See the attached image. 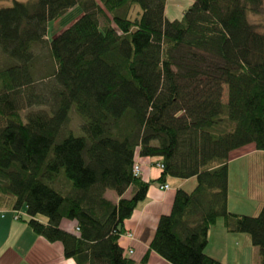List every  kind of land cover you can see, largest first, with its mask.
Returning a JSON list of instances; mask_svg holds the SVG:
<instances>
[{"label":"trees","instance_id":"1","mask_svg":"<svg viewBox=\"0 0 264 264\" xmlns=\"http://www.w3.org/2000/svg\"><path fill=\"white\" fill-rule=\"evenodd\" d=\"M165 3L0 7V197H11L14 214L24 207L31 229L60 241L75 264H134L118 244L124 221L151 182L193 177L192 190H175L149 250L171 264H225L205 253L220 217L227 232L248 235L264 264V200L255 215L227 209L232 152L252 144L264 153V33L247 18L261 0H191L173 20ZM74 5L81 15L46 38L48 22ZM38 66L52 82L40 90ZM71 108L79 134L66 130ZM138 156L162 164L156 179L133 175ZM63 218L77 234L60 228Z\"/></svg>","mask_w":264,"mask_h":264},{"label":"crops","instance_id":"2","mask_svg":"<svg viewBox=\"0 0 264 264\" xmlns=\"http://www.w3.org/2000/svg\"><path fill=\"white\" fill-rule=\"evenodd\" d=\"M164 14H167L166 3ZM246 146L251 148L249 153L256 150L252 144ZM241 155L231 156L228 165ZM136 161L140 165L142 179L154 180L159 176L160 169L153 164V158L138 156ZM192 180L193 177L186 179L168 177L165 180L167 189H161V184L156 181L150 183L146 197L138 202L131 216L124 221V233L118 238L124 256L132 259L134 264H171L155 251L149 250V243L160 215L169 213L171 209L175 190L180 187L187 190L185 185ZM131 191L132 188L128 187L122 196L129 197ZM105 196L114 202L118 199L114 191L105 192ZM11 204V197H0V264H75L72 257L64 256L63 244L60 241H48L31 229L24 207L19 209L21 218H14ZM227 208L231 212L239 213L229 209V193ZM35 218L40 222H46L43 216ZM76 225L75 220L66 218L61 219L59 223L61 229L73 234L78 232ZM205 253L225 264H258L259 260L258 249L251 244L248 235L227 232L222 220L219 219L208 229ZM145 255L146 258L143 260Z\"/></svg>","mask_w":264,"mask_h":264},{"label":"rangeland","instance_id":"3","mask_svg":"<svg viewBox=\"0 0 264 264\" xmlns=\"http://www.w3.org/2000/svg\"><path fill=\"white\" fill-rule=\"evenodd\" d=\"M12 2L13 0H0V7L10 6ZM190 3L191 0H166L167 14L165 16L169 20L180 18L181 13L185 8H187ZM168 9L170 12L168 11ZM81 12L82 9L78 5H74L68 8L57 19L50 20L47 24L46 37L48 39L52 38L54 34L69 26L78 16L81 15ZM247 18L248 21L254 26L256 31L264 33V0H261L260 6L259 8H257L256 12L248 13ZM99 22L100 24H103V19L99 18ZM37 48L35 45L34 52L40 54L41 52L40 50H37ZM46 52L47 51L45 49L43 51L44 55L46 54ZM5 61L6 57L3 56L0 52L1 64H4ZM45 65L46 68L44 69V71H51L53 69L52 63L50 65L48 60H46ZM34 71L35 73H38V78L36 79L38 90H40L39 87H42L39 86V83L45 85V83L48 81V83H50L51 85L52 82L50 78H44V80H40L42 74H44V71H41L40 66H38ZM43 88L41 90H43V92L46 91ZM222 101L226 102L225 86L223 87L222 91ZM38 108L44 110L47 109V107ZM26 109L27 108L23 110L22 114ZM81 122L82 120L80 116L74 111L73 108H71L68 116V121L66 123V130H70L74 134H79V127ZM249 146L238 148V150L233 151L231 154V156L240 154L242 155L236 157L235 160H233V162L228 165L229 209L243 214L255 215L258 213V210L260 209L264 200V153L261 150H254L253 152L249 153L248 151L251 150ZM194 185L195 180H192V182H189L187 183V185H185V188L190 191L192 190ZM108 191L111 193L112 190H107L106 192L108 193ZM218 219L222 220L220 217Z\"/></svg>","mask_w":264,"mask_h":264},{"label":"built area","instance_id":"4","mask_svg":"<svg viewBox=\"0 0 264 264\" xmlns=\"http://www.w3.org/2000/svg\"><path fill=\"white\" fill-rule=\"evenodd\" d=\"M156 166L159 167V168H161L162 167V164H156ZM132 172H133V175L134 176L139 175V173H140V165L137 162L134 163L133 168H132ZM160 188L161 189H167L168 188V185L166 183L161 184L160 185ZM20 215H21V212L18 211V210H16L15 211V214H14V218H18Z\"/></svg>","mask_w":264,"mask_h":264},{"label":"bare ground","instance_id":"5","mask_svg":"<svg viewBox=\"0 0 264 264\" xmlns=\"http://www.w3.org/2000/svg\"><path fill=\"white\" fill-rule=\"evenodd\" d=\"M124 233V232H123ZM131 233V232H130ZM121 236V235H120ZM127 237H128V235H127ZM129 251V250H128ZM124 253V252H123ZM129 253V252H128ZM127 257V256H126Z\"/></svg>","mask_w":264,"mask_h":264}]
</instances>
